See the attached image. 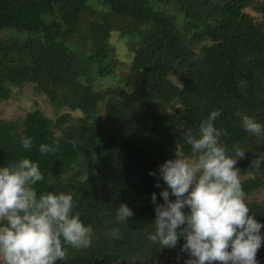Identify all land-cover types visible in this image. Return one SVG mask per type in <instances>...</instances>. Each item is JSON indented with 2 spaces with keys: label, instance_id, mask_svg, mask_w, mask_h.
Here are the masks:
<instances>
[{
  "label": "trees",
  "instance_id": "trees-1",
  "mask_svg": "<svg viewBox=\"0 0 264 264\" xmlns=\"http://www.w3.org/2000/svg\"><path fill=\"white\" fill-rule=\"evenodd\" d=\"M26 86L55 113L29 104L0 119V165L36 162L37 194L71 193L91 228L90 245L68 246L56 264H149L141 260L181 251L183 238L175 247L147 239L150 196L162 203L158 166L191 156L185 134L198 135L212 110L227 154L246 151L234 167L249 215L264 224V198L252 195L264 193V135L235 115L264 125V0H0V100ZM120 203L133 212L124 223ZM256 258L264 262V244Z\"/></svg>",
  "mask_w": 264,
  "mask_h": 264
},
{
  "label": "clouds",
  "instance_id": "clouds-1",
  "mask_svg": "<svg viewBox=\"0 0 264 264\" xmlns=\"http://www.w3.org/2000/svg\"><path fill=\"white\" fill-rule=\"evenodd\" d=\"M219 115V110H212L199 124L198 135L185 134L191 156L175 152L174 158L158 166V179L166 187L159 192L162 203H157L155 192L150 196L154 232L147 239L175 247L183 238L180 249L190 259L180 263L258 264L264 224L249 215L239 169L234 167L246 151L236 148L234 156L227 154L218 142L220 130L214 127ZM235 115L246 132L264 135V125L252 116L239 111ZM20 144L29 149L31 137H21ZM39 151L54 152L56 145L40 144ZM261 163L258 160L256 166ZM149 175L156 173L149 171ZM43 178L39 165L29 158L0 165V264H56L66 258L68 246L90 245L91 228L73 213L72 194L47 191L38 195L33 185ZM132 216L124 203L115 211L120 223ZM112 235L117 237L118 232Z\"/></svg>",
  "mask_w": 264,
  "mask_h": 264
},
{
  "label": "rangeland",
  "instance_id": "rangeland-1",
  "mask_svg": "<svg viewBox=\"0 0 264 264\" xmlns=\"http://www.w3.org/2000/svg\"><path fill=\"white\" fill-rule=\"evenodd\" d=\"M29 104H36L38 108L43 110L48 116H52L55 113L49 102L44 97L35 93L30 86H26L23 88L20 95H17L6 101L0 100V119H15L19 116H22L26 111H28ZM60 112H63V110ZM252 195L254 199L264 198L263 192H255ZM173 263L174 261L168 262V264ZM218 263V261L211 262V264ZM163 264H167V262H164ZM205 264H208V262H205Z\"/></svg>",
  "mask_w": 264,
  "mask_h": 264
},
{
  "label": "water",
  "instance_id": "water-1",
  "mask_svg": "<svg viewBox=\"0 0 264 264\" xmlns=\"http://www.w3.org/2000/svg\"><path fill=\"white\" fill-rule=\"evenodd\" d=\"M183 257H184V259H183ZM182 259H183V261H187L188 259H190L189 254L185 251L162 253V254H158V255L153 256V257H146L141 261L142 262H146V261L151 262L152 264H161V262H167V264H168V262L174 261L173 264H179ZM116 264H127V263L120 260ZM218 264H221V262H219ZM261 264H264V262Z\"/></svg>",
  "mask_w": 264,
  "mask_h": 264
},
{
  "label": "flooded vegetation",
  "instance_id": "flooded-vegetation-1",
  "mask_svg": "<svg viewBox=\"0 0 264 264\" xmlns=\"http://www.w3.org/2000/svg\"><path fill=\"white\" fill-rule=\"evenodd\" d=\"M183 259H184V257H183ZM164 262H161V264H163Z\"/></svg>",
  "mask_w": 264,
  "mask_h": 264
}]
</instances>
